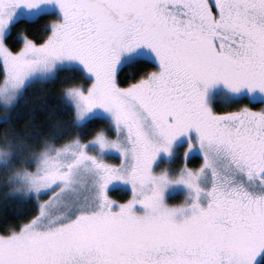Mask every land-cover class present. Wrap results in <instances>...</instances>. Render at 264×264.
I'll return each instance as SVG.
<instances>
[{
  "label": "snow or ice",
  "instance_id": "6c2138e0",
  "mask_svg": "<svg viewBox=\"0 0 264 264\" xmlns=\"http://www.w3.org/2000/svg\"><path fill=\"white\" fill-rule=\"evenodd\" d=\"M0 264H264V0H0Z\"/></svg>",
  "mask_w": 264,
  "mask_h": 264
},
{
  "label": "trees",
  "instance_id": "16d2710c",
  "mask_svg": "<svg viewBox=\"0 0 264 264\" xmlns=\"http://www.w3.org/2000/svg\"><path fill=\"white\" fill-rule=\"evenodd\" d=\"M58 91H59L58 86H54V87L38 86L30 91L29 99L27 101L26 107L38 109L41 103L47 101L49 109L53 110V106L56 103L55 96L58 93ZM112 195L114 198L120 199L122 196H124V192L118 189L114 191ZM9 215H11V209L9 210Z\"/></svg>",
  "mask_w": 264,
  "mask_h": 264
},
{
  "label": "rangeland",
  "instance_id": "374dc122",
  "mask_svg": "<svg viewBox=\"0 0 264 264\" xmlns=\"http://www.w3.org/2000/svg\"><path fill=\"white\" fill-rule=\"evenodd\" d=\"M122 191V190H121ZM123 192V191H122ZM182 198V196H180L179 194L176 196V199H180Z\"/></svg>",
  "mask_w": 264,
  "mask_h": 264
}]
</instances>
